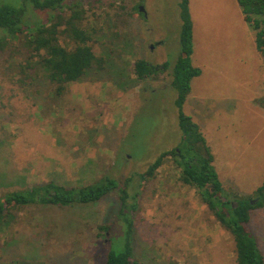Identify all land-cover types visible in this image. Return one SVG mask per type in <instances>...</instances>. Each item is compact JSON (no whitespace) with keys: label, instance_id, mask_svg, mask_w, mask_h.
<instances>
[{"label":"rangeland","instance_id":"rangeland-1","mask_svg":"<svg viewBox=\"0 0 264 264\" xmlns=\"http://www.w3.org/2000/svg\"><path fill=\"white\" fill-rule=\"evenodd\" d=\"M76 1L84 13L79 26L92 33L95 54L111 56L105 71L89 73L57 95L34 66L36 57L24 68L25 33L0 45V195L49 180L83 186L106 174L120 183L132 178L128 190L137 196L127 204L136 210L118 213V190L93 203L19 207L0 226V263L104 264L109 250L124 251L132 222L138 264H236L231 236L195 188L179 180L171 157L154 177L139 178L182 138L170 85L180 54L178 0H64V18L72 13L68 3ZM188 1L191 62L201 74L191 80L182 110L195 121V101L201 104L197 121L224 190L248 196L264 179V152L258 153L264 143H256L264 140V133L257 134L264 124L248 101L264 86V54L256 51L237 0ZM21 3L0 0V6ZM39 13L30 8L27 16L38 22ZM62 42L72 47L69 32ZM138 57L169 67L157 79L140 80L132 69ZM121 66L126 75L120 80ZM208 95L227 103L241 99L237 114H216L219 130L216 118L207 125ZM256 102L264 114V94ZM102 224H110L105 236ZM248 227L264 255V206L252 210Z\"/></svg>","mask_w":264,"mask_h":264},{"label":"trees","instance_id":"trees-1","mask_svg":"<svg viewBox=\"0 0 264 264\" xmlns=\"http://www.w3.org/2000/svg\"><path fill=\"white\" fill-rule=\"evenodd\" d=\"M241 7L243 19L255 31V44L258 51L264 54V0H237ZM181 30L179 33L180 54L171 69L170 85L176 90L175 105L178 108V125L182 133L180 143L176 148L165 151L151 162L146 170L139 175L141 181L155 176L165 157H171L173 164L179 170L178 178L185 184L195 188L199 200L208 213L231 236L234 243L236 264H264V255L258 247L257 240L248 227L252 210L264 206V179L253 194L244 196L236 192H227L219 179L213 165V156L199 125L191 116L185 114L182 106L191 90V80L201 73V69L191 62L193 52V22L188 0H178ZM66 5V3H65ZM64 0H22L19 7L11 5L0 6V45L25 33V45L29 51L26 65L36 57L34 66L41 69L43 77L60 95L71 82L82 79L89 73L105 71L110 55L106 59L95 54L91 42L94 40L89 29L81 28L79 21L83 10L79 3H68L72 10L69 17L64 18ZM43 12L38 22H33L28 11ZM37 19L34 18V21ZM64 25L61 30L59 27ZM69 32L72 47L62 42L63 34ZM93 32V29H92ZM5 37V38H4ZM167 62L152 64L138 57L134 60L132 69L137 79H157L159 74L167 70ZM125 67L117 68V77L121 80ZM131 177L123 183L104 174L92 183L83 186H68L49 180L43 183H33L22 189H7L0 195V226L7 216L15 209L32 204L71 206L93 203L118 190L121 207L118 213H129L136 210L134 204L128 205V199L137 196L136 189L130 193L128 186ZM132 189V188H131ZM253 201V203H251ZM108 233L110 224L99 226ZM132 222L126 230L124 251L115 253L109 250L104 264H138L135 258L133 239H131ZM108 241V238H106ZM1 264V263H0ZM6 264H45L14 260Z\"/></svg>","mask_w":264,"mask_h":264},{"label":"crops","instance_id":"crops-1","mask_svg":"<svg viewBox=\"0 0 264 264\" xmlns=\"http://www.w3.org/2000/svg\"><path fill=\"white\" fill-rule=\"evenodd\" d=\"M192 22H193V20H192ZM245 23L253 31L252 35L254 37L253 38L254 47H255L256 51L258 52V50L256 48V44H255V31L247 24V22H245ZM192 54H193V52H192ZM260 68H261V64H260ZM262 81H264V78L262 79ZM263 94H264V86L261 83V87L258 88V90L255 92V95L249 97V100L245 98L244 102H245V106H246L247 100L249 101L250 104L255 106V109L259 111V115L261 116L257 120H262L263 124H264V114H263V109H262V103L256 102V99L261 98V96H263ZM200 98H201V96H196V94H195V100L198 101ZM227 102H229V101H227ZM227 102L214 101L211 98V96L208 95V97H207V125L213 124L214 121H212V119L216 118L217 121L215 123V128H217L219 130V125L221 123V119H220V117H218V119H217L216 114H218V116H220V114H222V113L223 114H228L229 113L228 115L237 114L238 108H239V102H241V99L236 97V98L233 99V101H230V103H227ZM201 107H202L201 104H197L196 101H195V122L198 125H199V123L197 121V118H198L199 115L197 114V109H200ZM240 110H241V108L239 109V111ZM200 130L202 131L205 139H207L206 135L204 134L203 129L200 128ZM262 133H264V125H263V129H261V130L258 129L257 130L258 136L261 135ZM256 141L257 140L254 139V142H256ZM256 143H264V140L258 141ZM260 151L264 152V148L262 147V145H260L258 153H260ZM213 165H214V160H213ZM216 171H217V169H216ZM217 173H218V171H217ZM218 175H219V173H218ZM219 179H220V175H219Z\"/></svg>","mask_w":264,"mask_h":264},{"label":"water","instance_id":"water-1","mask_svg":"<svg viewBox=\"0 0 264 264\" xmlns=\"http://www.w3.org/2000/svg\"><path fill=\"white\" fill-rule=\"evenodd\" d=\"M140 10H141V11L143 10L142 7H140ZM251 203H253V201H251Z\"/></svg>","mask_w":264,"mask_h":264}]
</instances>
